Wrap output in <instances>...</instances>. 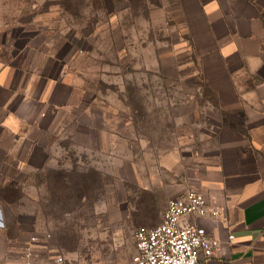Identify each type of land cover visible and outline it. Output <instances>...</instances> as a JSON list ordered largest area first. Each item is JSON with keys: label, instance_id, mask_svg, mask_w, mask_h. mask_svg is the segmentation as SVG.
I'll use <instances>...</instances> for the list:
<instances>
[{"label": "rangeland", "instance_id": "rangeland-1", "mask_svg": "<svg viewBox=\"0 0 264 264\" xmlns=\"http://www.w3.org/2000/svg\"><path fill=\"white\" fill-rule=\"evenodd\" d=\"M171 2L0 0V66L20 71L11 108L36 122L14 156L0 128V203L38 259L130 264L136 230L158 226L193 174L171 161L187 158L206 102ZM31 143L36 168L13 169Z\"/></svg>", "mask_w": 264, "mask_h": 264}, {"label": "crops", "instance_id": "crops-1", "mask_svg": "<svg viewBox=\"0 0 264 264\" xmlns=\"http://www.w3.org/2000/svg\"><path fill=\"white\" fill-rule=\"evenodd\" d=\"M170 6L168 20L195 64L197 90L206 102L203 128L190 135L187 158L171 161L172 169L193 171L187 183L176 186L174 199L196 189L204 194L209 213H218L186 217L221 243L201 264H264V0H172ZM16 72L0 66V128L17 141L7 149L12 156L22 153L36 125L11 108ZM32 82L33 76L27 79ZM38 149L28 144V158H14L11 167L34 170ZM24 252L18 238L8 235L0 203V264Z\"/></svg>", "mask_w": 264, "mask_h": 264}, {"label": "built area", "instance_id": "built-area-1", "mask_svg": "<svg viewBox=\"0 0 264 264\" xmlns=\"http://www.w3.org/2000/svg\"><path fill=\"white\" fill-rule=\"evenodd\" d=\"M217 214L209 213L204 194L196 189L170 200L161 224L136 230L132 264H201L203 259L213 257L221 247L220 241L210 236L204 227L187 222L186 217ZM229 239L233 241L234 236ZM38 242L40 237L32 238V243ZM10 264H64V259L55 256L53 260H40L29 245L22 258Z\"/></svg>", "mask_w": 264, "mask_h": 264}]
</instances>
